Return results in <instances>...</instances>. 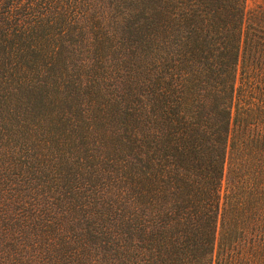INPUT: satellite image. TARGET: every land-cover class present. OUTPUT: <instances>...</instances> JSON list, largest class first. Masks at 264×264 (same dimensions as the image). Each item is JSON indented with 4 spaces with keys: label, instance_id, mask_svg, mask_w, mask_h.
<instances>
[{
    "label": "trees",
    "instance_id": "trees-1",
    "mask_svg": "<svg viewBox=\"0 0 264 264\" xmlns=\"http://www.w3.org/2000/svg\"><path fill=\"white\" fill-rule=\"evenodd\" d=\"M0 264H264V0L0 2Z\"/></svg>",
    "mask_w": 264,
    "mask_h": 264
},
{
    "label": "rangeland",
    "instance_id": "rangeland-1",
    "mask_svg": "<svg viewBox=\"0 0 264 264\" xmlns=\"http://www.w3.org/2000/svg\"><path fill=\"white\" fill-rule=\"evenodd\" d=\"M7 0H0L1 3H5ZM17 1H22V2H26V0H16Z\"/></svg>",
    "mask_w": 264,
    "mask_h": 264
}]
</instances>
